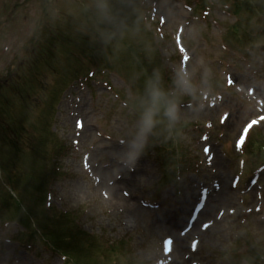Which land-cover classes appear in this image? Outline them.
I'll return each mask as SVG.
<instances>
[{
	"label": "rangeland",
	"instance_id": "rangeland-1",
	"mask_svg": "<svg viewBox=\"0 0 264 264\" xmlns=\"http://www.w3.org/2000/svg\"><path fill=\"white\" fill-rule=\"evenodd\" d=\"M4 1H7L8 5L11 3V0ZM124 1L120 2L119 0L117 3V11H122ZM127 1L128 12L121 20H118L117 13L112 7L113 20L116 25V29H113L112 32L124 36L128 41L127 43L130 44L129 53L133 54L132 59L134 61L137 62L139 58L136 55L142 49L151 58L158 57V49L154 44L151 45L153 39L151 35L154 29L150 35L148 29L140 22L142 21V8L140 9L138 0ZM150 2H156L158 5V13L164 19H167L169 32L175 30L179 25L184 24L185 20L191 16L183 9V3L178 0H150ZM184 2L189 5L193 4L192 0H184ZM262 2L264 4V0ZM109 4L112 6L113 1L109 0ZM47 5L46 11L52 17L54 8H58L60 12H68L70 1L50 0L47 2ZM255 7L257 8V5ZM43 9V0H27V2L18 8L14 15V19L16 20L15 27L12 29L6 28L0 33V38L2 37L4 40L8 33H12L8 40L6 39L7 41L3 46L7 47L6 50L3 48L0 51V66L11 62L16 69L18 67L16 71L19 80L20 78L22 80L25 78L30 79L28 83L34 90L30 96H26V100L32 108L30 121L34 124V138H41V134L47 125H52L51 115L43 122H41L40 118L44 111L46 94L54 83L55 78L50 70L40 72L37 78L35 75H31L33 71L32 60L38 55V52H44L45 47L46 51L53 49L52 39H49L47 43L44 37L30 40ZM142 10L145 11V8L143 7ZM240 16L245 31L250 33L262 28V25L259 24V21L262 19L259 15L253 14L252 11L245 10ZM215 19H218L220 22L221 20L225 21L224 24L221 22L223 30L227 29V26L232 23L230 20L226 21V18L222 16H220L221 20L218 17H215ZM67 21L71 20L67 19ZM72 22L75 25V30L68 32L70 36L90 38L91 35L89 32L92 29L95 35L93 37L94 46H99L101 41L100 37L104 35V32L94 25L90 17L86 25H82L78 19ZM46 24L51 29H56L60 26L58 23L47 22ZM119 24L121 28H118ZM184 28L185 31L189 32L188 37L184 39V43L192 52V62L188 64V71L192 68L196 75L202 77V72L207 68L209 61L213 77H216L217 73L223 67L220 65V68L217 67L214 61L218 58L225 57L227 54L224 55L219 50L218 41L214 32L199 23H192L190 26L184 25ZM57 32L58 30H53V33ZM207 34L208 41L204 47L200 45V40H204ZM56 42V49H61L67 43L68 47L78 46L79 44L77 37L67 40L63 36H59L56 38ZM170 44L174 47L172 40ZM123 46L121 42L120 49ZM113 48L118 49V46L110 43L105 48H102L104 51L103 57L100 58V54H96V58L98 59H92L89 64L80 63L77 66L80 71L79 76H85L88 70H85L84 67L90 65L95 60H107L109 53L106 52ZM87 49L89 50V48ZM71 51L73 54H76V58L80 59L81 55L77 53L82 52L83 49L76 47ZM171 55L175 57L174 54ZM197 59L201 61L196 66L194 62ZM178 61L179 56L175 59L176 65H178ZM225 61L230 60L226 59ZM69 64L70 61L66 60V57L58 50L48 57V66L56 73L57 78L64 69V65ZM223 71L232 75V80L236 83L237 87L242 88L243 93L238 94V98L232 93H229L228 97L224 99L220 106L208 110L203 108L202 113L212 114L214 117H220L222 113L228 114L225 125L218 127L215 132V136L220 141L210 140L207 145L210 146L212 154L214 155L213 168H223L227 176V181H230L231 176L236 171V161L233 159L234 156L232 154L234 140L247 120L257 115L254 103H250L246 99L247 87L254 88L259 99L264 102V80L256 81L252 78L244 77L231 69L224 68ZM102 75L99 69L96 71L94 79L101 80L103 78ZM126 75L129 77L128 74ZM103 76L102 81L104 79L109 81V75ZM16 79V76L12 77V80ZM109 82L114 88L113 94L106 91L100 85L92 83L91 80L86 82L87 89L81 91L78 95H76V92L79 91L77 84H74L72 88L71 86L66 88L64 93H62L58 108L54 111L56 128L53 129V134L57 135L59 141L65 144V155L63 154L60 161H58L61 166L59 172L60 178L58 180L55 181L50 176V165L47 160L49 159V155L45 147L41 149L42 156L45 158H41L39 166H37L36 174L33 167L35 158L28 152L27 148H20L19 152L15 154L14 148L0 147V180L10 192L4 198V205L9 208H14L22 219L24 217L30 218L31 214L38 223L45 224L47 223L45 217L41 213L35 212L38 211V208H41L42 211L47 210L44 207V196L45 191L50 188L49 191L52 192L53 205L50 210H47L48 213L51 212L50 214H53L58 210H69L70 213L68 216L71 217L74 215V217H79L82 210L85 209L84 221L87 226L84 228L87 231L89 230V232L92 231L95 235L94 237L99 242H106L103 241L105 239H110L109 241L112 242V240L115 241L125 236L128 239V248L142 263L156 264L158 260V264H167L166 259H162L160 256L161 241L167 235L171 236L174 240L176 239L177 234L175 235V233H177V230L173 229L169 221L182 223L186 220L190 207L185 208V204L191 200V191L196 189L185 182H182L180 185V195L170 189L165 191L163 186H161L160 190L154 188L160 179L161 166L158 156H154V153L149 154V152H146L149 156L142 154L143 150L148 147L147 138L142 143V148L135 163L131 166L125 163L126 154L130 150V142L137 132V118L130 104L135 108L137 107L131 103V96L120 83L114 78L110 79ZM116 94L119 98L115 97ZM122 102L127 105H122ZM8 112L18 134V144L22 145L27 142H32V127L28 115L19 108H10ZM196 115L189 108H184L183 111H180L181 118L177 123L189 125L196 118ZM76 117L83 121L85 127L84 134L79 138V146L77 149H74L71 147V143L74 144L72 141L77 140L74 131V120ZM184 136L182 135V138L179 136L181 141H176V144L178 143L180 146L186 147L187 143H185L186 140H183ZM197 139L198 136L195 137L194 141L196 142ZM46 141L48 142V139ZM156 142L163 145L169 144V141L163 136H156ZM152 146L156 147V150H160L159 144L154 143ZM200 146L202 147L203 145L200 144ZM195 147H198V144H195ZM85 154L89 155V164L91 165L94 177L105 181L107 184H112L113 182L120 183L126 178L127 174L134 178V183L131 186L130 184L121 186L120 192L123 190L129 191L130 197L127 200H131L130 203L142 212L136 213L130 208L125 210V208L121 207H108V203L104 201L103 195L100 193V186L96 187L93 185L94 181L90 180L82 170V157ZM221 163L223 166H221ZM174 166L172 162V167ZM96 169L99 174L95 172ZM53 171L55 173L57 172V170H51V173ZM205 176H210L209 169L203 172V175L198 177V179L190 176L192 180L190 183L198 188L197 184H199V181H203L202 178ZM257 190L255 187L244 195L241 192L242 189L239 188L235 192L236 198L228 199L224 205V208L228 207V209H233L236 206V213L229 220H226L228 222L225 221V217L217 222L223 226L221 230L214 227L208 233L200 234L199 250L196 254L197 257H194L200 264H232L230 260L233 259L229 260L228 254L240 245L239 238H243L244 236L249 241H252V239L256 241L260 240L261 245L255 247L257 250H263L264 198L262 200V212L254 213V206L259 205L257 204ZM30 193H32L33 198L29 196ZM148 203L159 205L158 210H152L146 206ZM219 208V205H217L209 216L201 217L197 225L200 226L203 221H214ZM247 210L252 211L250 214H246ZM0 212L3 211L0 210ZM162 217L166 219V226L169 229L167 233H160L153 226L154 221ZM15 218L11 217V220ZM241 221H247V223L242 226ZM33 229L31 230L32 241H35L37 235L35 234V229L34 231ZM19 230L20 235H16L15 227H11L9 232L0 234V237L7 238L8 240L13 239L26 245L29 240L27 236L24 237L21 229ZM244 231L246 232L245 235ZM29 232L30 230H26L24 233ZM197 232L198 229H196L195 233ZM128 234H132V238H129ZM191 237L189 236L186 239L185 249L180 252L182 258L187 253L186 249L188 248L187 245ZM23 249L13 242L11 245L2 243L0 245V264H63V261L59 258H51L46 252H43L40 246H37L36 258L29 256ZM122 250L118 249L116 255L121 257L123 255ZM132 261L136 262L135 260ZM190 261L192 260L187 261L186 264H189ZM234 261H237V258ZM173 263L174 261L171 264Z\"/></svg>",
	"mask_w": 264,
	"mask_h": 264
},
{
	"label": "clouds",
	"instance_id": "clouds-1",
	"mask_svg": "<svg viewBox=\"0 0 264 264\" xmlns=\"http://www.w3.org/2000/svg\"><path fill=\"white\" fill-rule=\"evenodd\" d=\"M88 6L94 10L98 24L112 22L109 0H90ZM195 87L190 76L177 74L173 79L172 88L166 90L161 73L158 70L153 72L145 82L138 113L137 132L130 142V150L125 157L126 164L131 166L135 163L143 141L158 123L166 120L169 125H174L180 120L182 99L184 96H191Z\"/></svg>",
	"mask_w": 264,
	"mask_h": 264
},
{
	"label": "bare ground",
	"instance_id": "bare-ground-1",
	"mask_svg": "<svg viewBox=\"0 0 264 264\" xmlns=\"http://www.w3.org/2000/svg\"><path fill=\"white\" fill-rule=\"evenodd\" d=\"M222 165V163H221ZM221 179H222V189L218 195V197H216L214 200L208 199L206 202L205 207L203 208L202 212L200 213L199 219L202 216L203 218L206 216H209L210 213L213 211V209L219 205V207H222L226 204V202L228 201V199L231 198L232 196V192L230 191V188L228 187L227 181L225 180L226 174L225 173H221L220 174ZM223 176V178H222ZM133 177L131 176H126V178L121 182V186H125L128 184H131L133 182ZM110 192V196H111V201L112 202H117V204L120 205H125L126 208H129V203L130 201H127L126 199H124L121 195H119L118 193V186H115L114 188L109 189ZM185 205H189V203L185 204ZM186 206V208H187ZM134 210H136L137 212H142L139 209L133 207ZM191 219V218H190ZM226 219H228V217L226 216ZM225 219V220H226ZM166 220H164L163 218H157L155 220L154 223V227L159 230V232L161 233H167V231L169 230L168 227L166 226ZM226 224V223H225ZM218 228L219 230H221V228L223 227L222 225H220V223L215 222L206 232L208 233L209 230L213 229V228ZM196 232V228H194L192 230V232H190L187 237L189 235H191L192 233ZM176 250L173 253V256L175 254V259H174V264H185L183 259L180 256V252L185 249L184 245H185V241L181 240V238H177L176 240Z\"/></svg>",
	"mask_w": 264,
	"mask_h": 264
}]
</instances>
